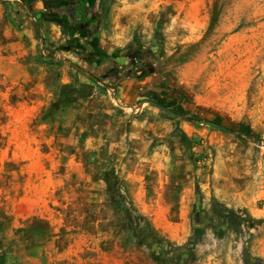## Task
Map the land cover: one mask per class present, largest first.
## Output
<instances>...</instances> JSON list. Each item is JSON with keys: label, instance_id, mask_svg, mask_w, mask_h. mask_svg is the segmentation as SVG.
Segmentation results:
<instances>
[{"label": "rangeland", "instance_id": "rangeland-1", "mask_svg": "<svg viewBox=\"0 0 264 264\" xmlns=\"http://www.w3.org/2000/svg\"><path fill=\"white\" fill-rule=\"evenodd\" d=\"M44 1L0 0V264H264V0Z\"/></svg>", "mask_w": 264, "mask_h": 264}, {"label": "trees", "instance_id": "trees-1", "mask_svg": "<svg viewBox=\"0 0 264 264\" xmlns=\"http://www.w3.org/2000/svg\"><path fill=\"white\" fill-rule=\"evenodd\" d=\"M30 1V0H29ZM44 1V0H43ZM45 3V1H44ZM85 11H86V4L85 0H76L74 4V12H76L77 17L80 19V21L84 22L85 21ZM147 99H152L163 106H166L173 110L174 112L180 114V115H188L189 112L185 108L179 106L177 102L174 99H171L169 101H165L163 99H160L156 96H154L152 93H149V96H146ZM244 133H247V129L245 128Z\"/></svg>", "mask_w": 264, "mask_h": 264}, {"label": "water", "instance_id": "water-1", "mask_svg": "<svg viewBox=\"0 0 264 264\" xmlns=\"http://www.w3.org/2000/svg\"><path fill=\"white\" fill-rule=\"evenodd\" d=\"M144 102H145V103H148V104H150V105H152V106H154V107H156L157 109H159V110H161V111H164V112H166V113H168V114H171V115H173V116H177V117H180V118H182V119L189 120V118H187V117H185V116H183V115H180V114L174 112V111L171 110L170 108H168V107H166V106H163L162 104H160V103H158V102H156V101H154V100H152V99H147V98L142 99V100L139 101V104H142V103H144ZM196 122H197V123H204V124H207V125H211V126H214V127L220 128V129H222V130H227V128H226L225 126H223V125H221V124H218V123H216V122H212V121H208V120H196ZM253 142H254L256 145H261V144H262V142H261L260 140H254Z\"/></svg>", "mask_w": 264, "mask_h": 264}]
</instances>
